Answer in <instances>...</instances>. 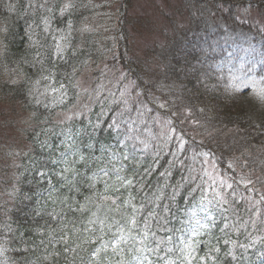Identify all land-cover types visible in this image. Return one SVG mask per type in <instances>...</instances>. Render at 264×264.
<instances>
[{
  "label": "trees",
  "instance_id": "1",
  "mask_svg": "<svg viewBox=\"0 0 264 264\" xmlns=\"http://www.w3.org/2000/svg\"><path fill=\"white\" fill-rule=\"evenodd\" d=\"M206 1H211L213 5L217 4L218 8L221 10L225 6L232 8L236 7L234 3H230L228 0H196L195 2L201 8L202 4H205ZM246 1L250 2V4L253 6L264 8V0ZM30 2L38 5L37 0H0V29H7V31L3 33L0 31V53L2 51L6 52L8 56V62L10 58H13V61H17L22 57V53L26 49L27 37H29H25V35L28 34V31L31 32L35 29L37 32H39L40 29L44 28L40 23L43 19V15L39 14L41 11L40 7H29L28 5ZM9 4L15 5L14 11L8 10ZM207 5L211 6L209 3H207ZM218 8L216 9L219 12ZM51 9L52 10H49L47 8L45 11H43V13L49 19L54 20L56 13L54 12L53 8ZM188 14L190 17L194 16L193 14L191 15V13ZM128 18L129 17L126 16L124 21ZM117 19L118 16H116L112 21L113 24L104 30V37L101 39L99 36L91 37L86 34H82L80 37H73V42H70V48L64 54L65 56L63 61L56 64H52V58L55 51L54 49L52 50L51 44L45 41V44L43 43L44 46L37 45L36 48L41 54L40 58L42 59V64L45 65L44 67H40V69H47L52 65V67H49V71L51 73H56L59 71L61 72V70L64 68L68 69V73H71L73 72V68L77 67L73 65V58L80 57L83 59V61L79 65V68L83 65L84 61H87V65H83V70L87 68H94L95 72L98 73L103 71L108 63L114 62L118 65L117 67H120L124 70L125 74L129 76L133 75L135 79L140 81L142 80L141 82L143 85L140 86V89L143 87H148V95L154 102L152 106L153 111L159 110L158 114H161L163 119L169 120L165 113L167 112L168 108H172L174 110L171 115L176 116L171 121L173 122L174 127L181 132V135L186 137L184 138L186 145L188 142V146H193L198 150H202L214 158L215 165L218 170L224 174L230 175L231 172L228 168V164L234 161L236 158H240L241 162L247 161V166L244 169L247 171L249 176H251L253 179L256 177H261L264 179V112H261L257 121H255L254 118L251 117L249 113H247L248 110L245 107L230 109L228 107H224L220 100H218L217 104H214L215 97L211 96L212 94L208 97H206L205 94L197 95V98L195 99V95L192 96L191 93L185 92L189 81L194 80L193 78L196 75V70L187 68L190 66L191 61L183 64V62L189 57V50L183 48L182 42L174 39L172 35V38L168 40V42H171L167 44L157 43L154 41L151 43V46H140L138 45V42L135 41L133 36L134 32L131 30L134 25H131L130 27L126 28V30H123L121 29L122 27L118 28ZM192 19L194 20L195 18ZM123 25L125 27L124 23ZM59 26L60 24L58 23L56 27ZM188 27L191 29H187L185 33H183V37H185V39L189 38V36L194 32L195 28H198L193 23H189ZM78 42L81 43L80 46H77ZM82 46L85 48L84 50H81ZM152 46L153 49L150 48L149 50L148 48ZM73 52H75V55H73ZM70 57L72 58L70 59ZM161 61L169 64V66H167L172 68L173 71L178 68H185V71L181 76V78H184V80L181 81L179 79V75L177 74L174 81H180V83H184L186 86L182 89V93H178L176 98H173L171 101H168L166 98H164L166 95L162 96V98H159L157 101L156 97L160 95V92H155L153 90V84L143 81V75L144 78H146V73L149 69L148 66H145V63L153 62L156 64ZM162 64L158 66L159 72L164 75H168L167 72L170 68L160 67ZM143 68H146L147 70ZM21 69L29 72L32 67H29L28 69L27 67H23ZM181 72L182 70L180 71V74ZM79 73H77L74 78L69 79V83H75ZM57 80L59 84L62 83V81L59 79ZM199 84L200 83H197L193 86L196 91L200 90L198 87ZM12 86H14L13 89L16 92L23 94L20 90H18L19 88H15L18 87L16 83H13ZM155 87L161 89L160 87ZM76 92L77 90L73 91L74 95ZM162 100L165 102L164 104H166L167 109L160 108L158 106L159 104H162ZM8 102L9 106H12L18 112H21L25 109L26 113L28 114V116L25 118H27L29 124L30 122L34 123H31L29 128L31 133L28 134L26 141L33 145L36 141H40L45 144L39 149H35L36 154L32 155L31 159L27 163L26 161L21 163L26 168L23 170V172L16 171L19 172L18 176L20 178L16 186L17 188H21L22 186L23 191L20 192L21 195H19L17 191L14 194L12 193V197H9L8 200L6 199L8 193H6L7 183L5 182L4 176L9 173V169L7 170L5 167L4 173L2 170H0V213H3L2 218L6 217L7 215H11V221L9 220L11 227H8V224H6L5 221H3V223L6 229L11 228V233L14 232V237H12L13 241L9 244L12 253L15 255L14 258L17 260V264H81L82 257L80 254L83 255V258L85 257V254L81 253L78 248L76 249V252H68L65 254L64 245L60 243L57 244L56 249L49 247L47 251H45L43 245H41V234L43 233V238L47 240V233L50 231L51 227H58L57 222L50 219L48 215L49 213H59L62 217V222L67 224L69 230H71L73 227L71 222H76L78 215H80L83 219L84 215L90 214L85 213L84 215H81L79 212H70L64 204L60 203L61 200L68 198L73 207L88 203V206L94 211V204L98 202L96 200V193L99 192L89 189L87 187L88 185L83 183L85 180H79L78 177H76V180L79 182H74V188L77 192V198H79V202H71L72 195L67 193L66 190L61 189L58 183L52 184L51 181H48L43 177L44 175H42V177L39 179L36 178L37 172H47L49 173V176L53 177V173L51 171L43 168V166L48 165V162L44 163L42 158L48 157L50 159L51 155H54L52 157L61 155L60 152L57 151L58 141L53 137L50 138L48 134H45L44 132V135L43 133L37 135V132L39 131L38 128L43 127V125L37 121L38 119L36 118L37 115H40V108L36 107L34 104H31L27 99L23 100L21 95H9ZM107 102V99L104 100L103 103L101 102V109L97 110L95 114L89 115L88 117H90V119L88 118L84 124L86 125L88 122H92V120L98 125L99 123L105 124L107 121L100 120V114L105 112L112 116L113 112L110 110V106ZM117 106L119 107L120 104ZM63 110L64 108L62 107L59 111ZM186 111H189V115H187ZM117 122H119L118 119L116 120V123ZM189 123L199 124L202 128H204V130H212L214 136L211 135L207 139H204L195 135L190 136V134L188 137L187 127ZM57 130H59V128H57ZM102 130L103 128L101 125L98 131L102 132ZM226 130H232L233 133L226 137L218 135L219 132ZM112 137V132H109L104 135L102 139H98V147L108 148ZM61 141L62 137L60 139V142ZM84 142H86V137H84L81 133L76 132L73 135L72 142L69 140L65 141L63 139L61 143V149H65L67 151V154L65 155L66 157L63 158V162L65 159L67 161H75L79 167H82L81 164L83 162H80L81 156L74 155L78 153L81 148H83V146L80 144ZM10 150V160H13L16 157L14 152H17L18 150V146L14 141H12ZM1 155L6 156L3 154ZM102 156L105 157V154H102ZM16 165L17 164L10 166V168H15ZM31 171L33 172L32 174ZM135 172L138 173L139 170ZM69 175H71V173H69ZM135 180L137 183L130 190L133 196H137L141 200H143V196H145L148 197V200H151L154 198L153 194H159L157 192L158 187L156 184L154 186L153 180L147 177L145 173H141V175L136 176ZM167 180L170 187L165 189V199L161 203L166 204V201L169 203L171 193L170 189L173 190L175 186L181 185L180 193L176 196L174 201L170 202L171 204L173 203L175 208H177L186 202V194L183 192L184 187H182L181 184L182 181L176 179V172L174 170L171 171V175L167 177ZM109 183H113V180L109 181ZM157 185L161 187L164 184ZM257 186L261 191H264V183H261ZM108 187H110V185H108ZM241 190L243 191V189ZM126 192L127 190L125 189L121 190L120 194L122 199L125 197ZM245 194L253 196L256 195L255 193ZM13 198H16V200H14L15 203L11 209H8V211L6 201H9ZM134 203L139 204V199H137ZM37 212H39L40 215H36ZM38 218L42 219L37 221ZM249 230L252 231L253 229ZM213 231L217 236L222 235L218 228H214ZM85 235L86 234H82L81 232L79 235L71 237L69 240V247L75 248L76 245L81 244V241ZM8 236H11V234ZM247 237V232L242 229L239 234L238 232L234 233L232 239L237 242L239 247V245L248 243V239H246ZM220 247L222 248V251L219 254V259L215 261V264H243L244 261H239L240 259H237L242 258L239 256L240 252L243 250L242 247H240L241 249L238 252L234 247L235 251L232 256L226 255L227 249L224 248L222 243ZM228 247H230V245ZM261 247L264 251V244H262ZM56 251H58V255L49 256V259L47 260L44 259L45 255ZM207 252L208 248L204 244H200L197 250V256H204ZM250 254L251 253L248 254V257H250ZM263 254L264 253L257 255L256 252H253L252 258L255 261ZM208 264H212V262L209 261Z\"/></svg>",
  "mask_w": 264,
  "mask_h": 264
},
{
  "label": "rangeland",
  "instance_id": "2",
  "mask_svg": "<svg viewBox=\"0 0 264 264\" xmlns=\"http://www.w3.org/2000/svg\"><path fill=\"white\" fill-rule=\"evenodd\" d=\"M72 1L73 0H63L59 4V0H37V4L43 5V7H40L42 11H45L47 8L49 9L50 7L59 5V14L57 16L63 17V15H61V9L65 4H71ZM186 1L187 0H131L129 2L130 5H128V10L131 12L132 18L136 17L139 20L134 29V39L136 42H138V45L151 46L152 42L155 41L157 43H160L165 39L167 43H169L170 41L168 42V40L172 38V35L173 38L177 39L178 41L183 39V33H185L187 29H191L190 27H188L189 22L187 23L186 16L182 11V9L184 11L187 10V5L185 4ZM193 4L197 3L193 2L190 5ZM116 6V0H85L82 2H78L77 9L74 10V12L76 13L75 16H77V14H80L84 17L77 25V33L92 36L101 29H107L110 24H113L112 20L117 15ZM202 7L204 6L202 5ZM193 8L192 10L195 9ZM206 8H208L207 13L209 11V13H212L213 10H209L210 7ZM204 9L202 10L204 11ZM226 9L229 10V8L224 7V11ZM200 13L201 12L199 10H195L196 16ZM207 13L204 15V18L207 20V30H209L210 32L204 31L199 33V35L204 39H206V36H209V38L207 39L208 43L204 47L212 48V50L209 51L216 52V49L221 44L220 51L222 55L219 57L217 64L218 68H222L225 74L223 90L229 91L232 89L236 97H238V95L243 96V98L239 99H223H225V101L229 105H232L231 107H240L239 104H246L247 106L252 108V113L254 116H259V113L264 111L262 110V108L254 106L253 102L260 101L259 99H257L255 93L259 89H264V84L260 87L250 85V89L248 92L249 94L244 93L246 88L243 92H240L237 89L243 88L244 85H247L249 83V66L253 65V67H251L252 70H258L259 65L256 64L258 60H255L254 56L255 54H258L259 60H262L264 49L260 46L259 42H252V31L254 30L246 28L243 23L237 22V24L234 26H228L225 25L226 21L222 17L214 18L212 15L209 16V13L207 15ZM239 14L241 15L239 18H246L252 23L260 25L261 19L259 16L261 14L256 10L249 7H244ZM83 28H87L88 31L82 32L81 29ZM259 29L255 30L261 31ZM60 30L61 29H58L54 32L55 36L51 33V46L52 50L54 49V51L56 49L57 41H60L62 45H68L67 50L70 48V42L72 43L71 29H69V26L66 27L65 30ZM30 34L31 33L29 32V35ZM212 34L214 36H212ZM62 36L65 37L64 40L60 39ZM33 41L34 42L27 41V50H31L38 45L37 37H34ZM196 43L199 44L193 45L196 49H200L203 46L201 41H196ZM80 45V42H78L77 46ZM153 46L149 47V49H153ZM29 56L34 58L36 54L29 53ZM54 58H56V60L58 59L55 53ZM7 59V57H3V62L0 60V138H4L0 140V146L2 149H5L6 143L12 146V141H14L17 144L18 150L16 152V155H19V160L15 157L13 160H11V163L13 164H15L17 160L20 164L21 160L29 155L30 144L26 141V138L28 136L27 126L29 121L27 120V118H25L28 116L25 109L21 112H18L15 110V108L9 106V95H21L23 100L24 95L25 98L28 97V100L30 102H32L36 106H39L42 110H44V112H47L46 110H48L52 114L55 113L53 111L54 108H59L61 106L65 107L66 110L59 113L57 116H52L47 113L46 116L50 117L41 119L40 123L44 128L40 129L39 131L44 132L45 134H50L57 130L56 126H69L62 131L65 136H68V134H70L71 128L75 123H77L78 126L74 127V129H76L78 132H81V122L87 119L88 114L94 108L97 98L98 100L103 101V99H105L106 97H113L118 93L116 92L117 89L115 88V85L118 82L119 73L116 72H121V70L115 68L117 66L111 63L110 65L107 64L104 70L98 73L95 72L94 68H87L83 70L78 74L76 82L73 83V85L77 84L76 87H73L72 83H70L69 85H64L66 96L63 103H53V98H58L59 94L51 93V89H49V95L47 96H42L40 95V93L45 91V88L48 84H52L53 87H59V85L57 86L53 81L54 79L44 81L39 76L40 83L37 84V79L39 78L38 76L33 77L31 73L26 74L23 69H18L16 67L17 64H14V66L11 65L13 58H10L9 62L7 61ZM82 61L83 59L80 57L73 58V65L79 68V65L82 63ZM67 71L68 69H65L59 74L61 80L65 78V82L66 80H69V77L66 76ZM13 83H16L18 85V87L15 88H19L18 90H20L22 93L26 91V93L22 95L20 92H16L13 89ZM75 90H77V92L74 95L73 91ZM222 94L225 95V97L230 96V94L228 93ZM37 98L40 100V103H37ZM158 116L159 115H157L152 122H148V118L145 115H138L134 113L129 117L132 118L130 126L125 130H117L115 133V138L117 139V141L115 142L116 146L123 148L124 153L127 152L131 154L133 150H135L136 155L135 159L133 160H135L136 164L140 167H135L132 169V172L139 170L136 176L141 175V173L143 174L151 169V171L148 172L146 176L152 179L154 182V186L156 184L159 189L160 186L157 184H165L167 182V180H165V178L161 176V173H164L167 170H174L176 172V179L180 181H182V178L187 177L190 174L192 176H202L204 171H207L212 175L222 174L216 169L213 160L208 155L202 152L193 155H186L185 141L183 149L180 150L179 138L182 136L184 140L185 136L181 135V132L177 128L173 127V123L169 124L168 122H164L163 120L161 121ZM69 117H71V119H69ZM95 131L96 130L93 127H91L89 124L87 125L86 136L90 139L89 142H93L91 139L92 134H94ZM231 133H233L232 130H226L219 132L218 135L226 137ZM187 135L188 137L189 135H195L199 138L207 139L208 137L213 135V132L212 130H204V128H202L199 124L189 123L187 127ZM193 149L194 148H192V150ZM173 153H176V156H174ZM114 154V160H117L119 156L122 161L124 160L123 155L118 153ZM177 156L180 160L183 161V163L177 164L175 167H171L169 161L175 160ZM87 157L90 160L87 163V166H91V162L95 158V153L91 148L87 150ZM5 160L6 159H3L2 161H0V163L4 164ZM54 164L55 162H53V166ZM124 166L125 165H123V167ZM14 171H16V169H14ZM81 171L82 173L86 174L87 177H91L88 176V173L85 172V169H83V167ZM242 171L243 173L248 175L245 169L242 170L241 168L237 167V179L239 178V175ZM93 173L94 172H92L91 174ZM110 173H112L111 170ZM222 175L231 176L232 172L230 175L224 173ZM122 176L132 178V174ZM9 179L10 177L6 178V180ZM16 179L19 178L17 177ZM105 181H108V179H106ZM199 183H201V181L196 180L194 183H189L184 186L186 187L185 192L187 193V197H193V200H195L193 202V208H195L194 204H196V201L198 205H200L201 192H193L190 191V189L195 188L196 184ZM112 185L114 187H117L120 185V181L116 179ZM109 189H111V186L109 187ZM92 190L98 191L100 194H103L104 185L97 184L96 186L92 187ZM128 196L129 195H127V197ZM7 198L8 197H6V199ZM12 201H14V199ZM0 215V230H6L4 228L5 225L2 220V213H0ZM6 231L3 234H0V264H17V261L13 260L14 255L11 253V251H9L8 246L10 238L14 237V232L11 233V236H7ZM252 239L254 240V236H252ZM1 246H3L6 250V254Z\"/></svg>",
  "mask_w": 264,
  "mask_h": 264
},
{
  "label": "snow or ice",
  "instance_id": "3",
  "mask_svg": "<svg viewBox=\"0 0 264 264\" xmlns=\"http://www.w3.org/2000/svg\"><path fill=\"white\" fill-rule=\"evenodd\" d=\"M28 6L43 7V5H36L31 2ZM73 6L70 3L65 4L61 9V15ZM8 10L14 11L15 5L9 4ZM44 23L45 30H47L46 18ZM71 28L72 25L69 23V29ZM260 30L264 31V17L260 20ZM0 31L6 32L7 29H0ZM81 31L86 32L88 29L83 28ZM60 39L64 40L65 37L62 36ZM67 48L68 45H62L60 41H57L56 57L63 59ZM73 55H75V52H73ZM83 65H87V61H84ZM83 65L80 68L74 67L69 79L74 78L77 73L82 71ZM41 71L45 73L41 77L42 80L49 81L54 79L53 74L48 69L42 68ZM39 83L40 81H37V84ZM76 86L77 84L73 85V87ZM247 87L248 85H244L243 88L237 90L243 92ZM161 88H163V85H161ZM49 89H51V93L59 94L58 98H53V103H63L66 96L64 84L60 83L59 87H53L52 84H48L45 91L40 93V95H49ZM255 94L257 99L264 102V89L257 90ZM37 103H40L38 98ZM158 106L166 108V104L163 103ZM179 139V149L182 150L184 140L182 136ZM135 155V150L131 154L125 152L123 158L130 161L135 159ZM173 155L176 156V153H173ZM80 159L84 160L83 157ZM64 162L66 167L60 175L67 182L70 190L74 187V182H79L76 180L77 176L85 180V182L93 181L89 186L94 187L96 180L110 175L109 170L101 169L100 172L94 173L93 177H84L78 169L72 167L75 161H67L65 159ZM182 163L183 161L178 156L175 160L169 161L171 167ZM246 166L247 161L241 162L240 158H236L228 164V168L232 172L231 176L212 175L204 171L202 176H192L190 174L182 178L184 185L194 183L196 180L201 181L190 191L201 192L199 211L204 213V217L203 220L197 219L195 224L188 229L183 227L179 229L175 227L169 228L168 226L171 222L170 217L175 216L170 202L174 201L180 193L181 185L173 188L168 204L161 203L165 199V189L170 187L167 183L157 190L159 194H153V199L141 200L139 204H136L133 201L139 199V197L133 196L130 190L137 183L135 180L137 173L133 172L132 178H128L118 174L123 171V167L117 168L114 171L117 174L116 179L120 181V185L110 192L108 182L104 181L105 193L97 194L96 200L98 202L94 204V211L88 206V203L73 207L68 198L60 201L70 212H79L81 215L90 213L87 217V222L82 227H77L76 222L72 221L73 227L69 230L67 224L62 222V217L59 213H49L50 219L56 221L58 227L50 229L47 233V240L43 238L44 234H41V245L47 251L49 247L56 249L57 244L62 243L65 254L76 252L77 248H81L86 244L97 245L90 250L87 264H208L209 261L215 264L222 251L221 243L227 249L226 255H233L232 248L237 246V242L232 239L234 233L241 232L243 229L247 232L252 244H255V240L252 239V231L249 229L264 230V191H261L257 186L264 183V179L261 177L253 179L243 173V171L237 179L236 168L239 167L243 170ZM150 171L151 169L146 171L145 175ZM41 175L46 174L41 173ZM170 175V170L161 173L165 180ZM121 188L129 190L128 198L121 199V195L116 194L120 193ZM245 193H255L256 195H246ZM36 215H40V213L37 212ZM195 215L196 212L193 211L192 216ZM214 228H218L222 235L217 236L213 231ZM81 232L87 234L81 244L76 245L75 248L69 247L71 237L77 236ZM176 232L181 235H175ZM105 236L110 238L106 240ZM200 244H204L208 248V252L204 256H197ZM229 245L232 247H228ZM239 246L244 248L245 251L248 249L247 244ZM109 250H111V256L109 255ZM58 254V251L49 253L44 256V259L47 260L49 256ZM261 264H264V260L261 261Z\"/></svg>",
  "mask_w": 264,
  "mask_h": 264
}]
</instances>
